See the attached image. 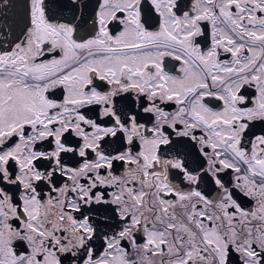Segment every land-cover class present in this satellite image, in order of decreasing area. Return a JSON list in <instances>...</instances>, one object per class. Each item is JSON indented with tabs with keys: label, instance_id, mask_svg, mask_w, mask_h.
Returning <instances> with one entry per match:
<instances>
[{
	"label": "snow or ice",
	"instance_id": "snow-or-ice-1",
	"mask_svg": "<svg viewBox=\"0 0 264 264\" xmlns=\"http://www.w3.org/2000/svg\"><path fill=\"white\" fill-rule=\"evenodd\" d=\"M0 264H264V0H0Z\"/></svg>",
	"mask_w": 264,
	"mask_h": 264
},
{
	"label": "flooded vegetation",
	"instance_id": "flooded-vegetation-1",
	"mask_svg": "<svg viewBox=\"0 0 264 264\" xmlns=\"http://www.w3.org/2000/svg\"><path fill=\"white\" fill-rule=\"evenodd\" d=\"M15 16H19V10H15L13 13ZM166 63H168V61H166ZM172 64H175L177 66V68L179 67L178 63L176 61H171Z\"/></svg>",
	"mask_w": 264,
	"mask_h": 264
}]
</instances>
